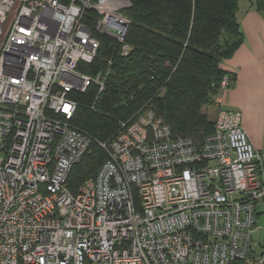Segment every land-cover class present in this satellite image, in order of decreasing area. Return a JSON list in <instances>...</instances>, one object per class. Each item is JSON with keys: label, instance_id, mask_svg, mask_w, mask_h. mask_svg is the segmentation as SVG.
Masks as SVG:
<instances>
[{"label": "built area", "instance_id": "2783aa9c", "mask_svg": "<svg viewBox=\"0 0 264 264\" xmlns=\"http://www.w3.org/2000/svg\"><path fill=\"white\" fill-rule=\"evenodd\" d=\"M130 7L0 0V264H264L252 237L264 162L242 114L221 108L229 76L201 145L143 110L101 144L97 176L68 187L95 142L71 123V94L101 93L109 76L78 72L100 48L85 21L123 45Z\"/></svg>", "mask_w": 264, "mask_h": 264}, {"label": "trees", "instance_id": "16d2710c", "mask_svg": "<svg viewBox=\"0 0 264 264\" xmlns=\"http://www.w3.org/2000/svg\"><path fill=\"white\" fill-rule=\"evenodd\" d=\"M264 11V0H253ZM125 13L131 24L124 44L95 32L100 42L94 61L78 72L94 77L109 72L100 93L91 85L73 93L77 109L71 123L95 142L91 153L71 171L68 187L76 192L97 176L108 155L101 146L115 137L121 122L151 110L173 133L201 145L214 131L204 112L220 94L226 76L223 61L231 58L244 37L237 20L239 0H129ZM128 46V55L123 46ZM232 84L230 85V87Z\"/></svg>", "mask_w": 264, "mask_h": 264}, {"label": "crops", "instance_id": "0c3cea01", "mask_svg": "<svg viewBox=\"0 0 264 264\" xmlns=\"http://www.w3.org/2000/svg\"><path fill=\"white\" fill-rule=\"evenodd\" d=\"M237 20L244 40L233 56L221 64L235 76L232 86L222 94V109L239 111L242 126L264 162V11H258L253 0H239ZM215 121L218 107H205ZM257 225L253 242L264 246V199L256 207Z\"/></svg>", "mask_w": 264, "mask_h": 264}, {"label": "rangeland", "instance_id": "374dc122", "mask_svg": "<svg viewBox=\"0 0 264 264\" xmlns=\"http://www.w3.org/2000/svg\"><path fill=\"white\" fill-rule=\"evenodd\" d=\"M128 10H126V12H127ZM230 78H231V76H229ZM232 79V78H231ZM233 80V79H232ZM233 83V82H232Z\"/></svg>", "mask_w": 264, "mask_h": 264}]
</instances>
